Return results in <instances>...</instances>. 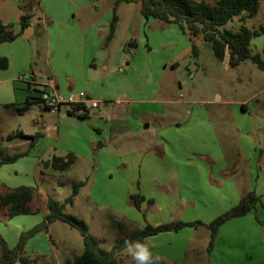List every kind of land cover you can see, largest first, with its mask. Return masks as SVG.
Listing matches in <instances>:
<instances>
[{
	"label": "rangeland",
	"instance_id": "374dc122",
	"mask_svg": "<svg viewBox=\"0 0 264 264\" xmlns=\"http://www.w3.org/2000/svg\"><path fill=\"white\" fill-rule=\"evenodd\" d=\"M27 2L35 9L32 31L0 44V56L8 55L11 61L7 70H0V149L20 125L27 131L36 128L29 109L19 114L4 108L2 74L24 76L48 62L60 74L62 64L78 58L80 45L87 40L100 42V59L109 54L105 45L114 0H0V23L16 29ZM61 6H66L65 12L57 8ZM116 16L110 52L122 53L129 64L111 57L107 70L102 69L104 60L97 67L99 74H108L110 85L103 100L112 114L106 117L114 115L127 124L109 136L105 130H93L96 142L89 154L81 149L84 130L77 129L71 137L76 160L65 170L36 164L32 157L0 165V194L21 185L37 189L26 204L32 210L29 214L8 217L7 208L0 205V235L9 247L21 232L43 220L48 197L62 202L74 184H79L78 192L64 212L83 219L88 233L105 250L146 223L207 224L256 188L263 192L264 206V71L248 60L229 67L227 55L217 59L200 36L190 38L174 24L144 19L138 3L119 4ZM242 24L250 29L264 26V0L253 17L244 22L233 17L220 28L236 31ZM251 50L264 58L263 34L251 40ZM101 83L95 82L93 88L101 90ZM85 95L100 99L95 93ZM26 149L28 145L12 146L7 153ZM51 151L44 161L69 153ZM135 193L153 202L145 200L138 210L129 199ZM262 206L257 205L258 213L251 211L255 228L245 222L231 225L238 222L234 219L221 225L209 252V230L204 225L159 233L145 242L157 257L177 259L163 258L166 264H264ZM25 250L44 257L41 264H49L50 257L64 264L81 254L82 237L56 220L46 232L30 237ZM118 258V264H133L127 250Z\"/></svg>",
	"mask_w": 264,
	"mask_h": 264
},
{
	"label": "trees",
	"instance_id": "16d2710c",
	"mask_svg": "<svg viewBox=\"0 0 264 264\" xmlns=\"http://www.w3.org/2000/svg\"><path fill=\"white\" fill-rule=\"evenodd\" d=\"M121 3H138L139 12L144 19L152 18L166 24H174L190 38L200 36L210 44L217 59H223L227 55L228 66L231 68L248 60L259 70L264 71V58L259 53H253L251 50V40L261 34L264 35V26H260L258 29H250L242 24L236 31L220 28L233 17H238L241 22L253 17L259 9L260 0H216L213 4L204 0H114L113 14L106 35L107 41L113 37L117 21L116 8ZM30 17L31 14L29 12H25L20 16L21 31L29 25ZM15 37V34L8 31L6 25L0 23V43L12 41ZM191 47L192 54L196 56V48L193 43ZM7 66V58L0 56V69H6ZM33 103L32 98H30L22 106L9 104L7 107L22 114ZM75 109L78 110V108ZM86 114L83 113V115ZM23 155H25V152L3 157L0 155V165L13 162ZM74 159V155L68 153L64 157H53L49 160L48 165L53 169L65 170L74 162ZM78 187L79 184H74L72 192L62 202L48 197L45 203L47 213L43 220L27 231L21 232L13 247H9L0 235V264H41L44 257L29 255L25 250L26 242L35 234L41 231L46 232L48 225L56 220L77 229L82 237L81 254L75 257L74 260L66 259L64 264H118L121 260L118 258L120 253L126 249L124 247L125 240H137L146 243L145 239L149 236L163 232H177L184 227H195L197 225H204L209 230L207 244V251L209 252L213 247L217 230L221 225L230 219L246 215L261 203L259 195L255 194L254 191H247L241 195L236 205L230 207L207 224H203L200 221L184 222L181 220L157 225L146 223L143 227L132 230L125 238L117 240L111 249L105 250L88 233L87 224L83 219L64 212L65 205L73 204ZM36 195L37 189L33 186L21 185L6 189L0 194V205L7 208L8 217L29 214L31 211L26 208V204L31 202ZM129 199L138 210L141 209L142 203L146 200L139 193L130 194ZM146 201L148 203L153 202L151 199ZM117 226L120 229H125L124 223L117 222ZM148 247L151 250L149 245ZM152 255L154 260H158V264H166L162 258L157 257L153 252ZM48 263L56 264L51 257L48 259Z\"/></svg>",
	"mask_w": 264,
	"mask_h": 264
},
{
	"label": "crops",
	"instance_id": "0c3cea01",
	"mask_svg": "<svg viewBox=\"0 0 264 264\" xmlns=\"http://www.w3.org/2000/svg\"><path fill=\"white\" fill-rule=\"evenodd\" d=\"M57 8L66 11V6ZM46 10H48V7ZM25 12H29L31 17L29 19V25L24 30L21 31L19 21L18 27L14 30L11 28V26H7L8 31L12 34H15L16 36L12 41H14L18 36H21L23 32L28 30L32 31V14H34L35 9H33L31 3L27 2L24 4L21 15ZM46 18L47 16L45 15L44 21H47ZM86 32H88V30H86ZM111 39L108 40L105 45L106 49L109 51H107L109 54H106L102 59H100L101 57L97 54L101 48L100 42L87 40L82 43L79 50L80 56L78 58H72L69 62L62 64L60 68V74H58L48 62L46 67L38 69L32 68L30 69V72L24 76H19L17 73L12 72H6V74L1 75V87L4 92L3 98L5 100L3 101L4 108L8 111L15 112L12 110V108L7 107V105L12 104L19 106L26 100L32 98L34 103L30 105L28 109L34 113L36 118V128H34L33 131H27L22 125H20L15 133H12L13 136H9L6 139V143L1 144V157L13 155L7 153V149L12 146L20 147L28 145V149L25 151L17 152H25V155L10 163H14L20 158L32 157V159L35 161L34 163H43L44 165L49 166V160L56 156L52 155L51 158L47 159L46 161L43 159L46 155H48V152H52L51 150H61L64 152H69L73 155L76 154V151L74 150V140H72L71 137L73 133L77 131V129L78 131L82 129L84 130L85 134L81 138L83 148L81 147V149H84L85 153L89 154L94 152L93 149L95 148L94 145H92L93 142H96L93 130H96L97 133L105 130L107 133L106 135L109 136L110 134L116 133L113 130L126 126L127 120L118 119L117 117L115 118L114 115L106 117L109 113L112 114L111 110L109 109L110 105L103 100V98H108L107 96L110 85L107 83L108 74L101 75L98 73L99 68L97 67V62H102L104 60L105 65L102 66V69L107 70L108 59L111 57H114V60L117 62L125 61L127 65L129 64V61L123 58L122 53L114 52V54L111 55ZM2 57L7 58L8 66L6 69L0 70H7L11 65L10 57L8 55ZM121 69L123 70V66L119 68V70ZM95 82H102L101 90H97V87L93 88ZM42 90L55 91L62 96L72 94L77 97L82 95L86 96V93L89 96L95 93L100 95V99H96L100 102V106L96 109H89L86 115H83L82 112H79L74 106L71 105H61L57 111H50L42 104H37V102H39V93ZM119 96L124 97L123 94H120ZM35 106H37V108ZM53 119H55V122ZM148 126L149 125L145 124L144 127L146 128ZM86 137H88V139ZM102 146V144L99 145V147ZM75 160L76 157L74 162ZM254 192L259 196L263 194V192H258L257 188ZM260 204L262 206V203ZM29 210L32 212L31 209ZM254 210L258 213L257 206ZM233 219V221L238 222H234L231 225H238L239 223L245 222L251 227H254V219L251 216V211L244 216ZM230 221H232V219H230L229 222ZM229 222L227 221L225 224ZM165 256L167 255H158L160 258H164V260L166 258L174 259L173 257ZM175 260L177 259H174V261Z\"/></svg>",
	"mask_w": 264,
	"mask_h": 264
},
{
	"label": "built area",
	"instance_id": "2783aa9c",
	"mask_svg": "<svg viewBox=\"0 0 264 264\" xmlns=\"http://www.w3.org/2000/svg\"><path fill=\"white\" fill-rule=\"evenodd\" d=\"M39 102L50 111H57L61 105H71L78 108L79 112L88 113L89 109H96L100 102L87 96H62L55 91L42 90L38 96Z\"/></svg>",
	"mask_w": 264,
	"mask_h": 264
},
{
	"label": "clouds",
	"instance_id": "9594fccd",
	"mask_svg": "<svg viewBox=\"0 0 264 264\" xmlns=\"http://www.w3.org/2000/svg\"><path fill=\"white\" fill-rule=\"evenodd\" d=\"M124 247L133 264H158V260L153 259L152 252L146 243L137 240H125Z\"/></svg>",
	"mask_w": 264,
	"mask_h": 264
}]
</instances>
